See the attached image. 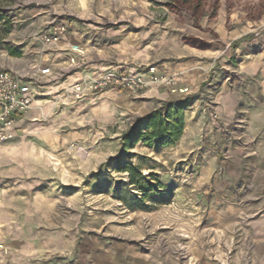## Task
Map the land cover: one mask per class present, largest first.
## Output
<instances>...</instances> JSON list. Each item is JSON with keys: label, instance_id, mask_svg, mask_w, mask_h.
Segmentation results:
<instances>
[{"label": "rangeland", "instance_id": "obj_1", "mask_svg": "<svg viewBox=\"0 0 264 264\" xmlns=\"http://www.w3.org/2000/svg\"><path fill=\"white\" fill-rule=\"evenodd\" d=\"M263 64L264 0H0V68L43 110L0 145V264H264ZM112 69L176 85L89 87ZM166 103L179 137L125 148Z\"/></svg>", "mask_w": 264, "mask_h": 264}, {"label": "built area", "instance_id": "obj_2", "mask_svg": "<svg viewBox=\"0 0 264 264\" xmlns=\"http://www.w3.org/2000/svg\"><path fill=\"white\" fill-rule=\"evenodd\" d=\"M63 29H56L52 33H44V44H54L59 40ZM49 67L39 68L38 74H49ZM165 85L174 88L176 78L173 75L162 74L154 69L146 72L112 69L103 72L97 78L91 79L89 87L93 90L103 91L114 89L135 92L141 88L152 85ZM75 96L82 95L85 85L75 83L72 86ZM35 93L30 83L21 75L0 68V145L12 137L11 127L17 116L29 110L34 103ZM73 147V145H72Z\"/></svg>", "mask_w": 264, "mask_h": 264}, {"label": "trees", "instance_id": "obj_3", "mask_svg": "<svg viewBox=\"0 0 264 264\" xmlns=\"http://www.w3.org/2000/svg\"><path fill=\"white\" fill-rule=\"evenodd\" d=\"M170 103H166V113L161 110H153L150 113L138 118L132 128L124 132L121 136L125 148L131 147L137 140L150 147H156L166 143H172L176 140L182 131L181 119L174 116L173 108H169ZM178 112V111H175ZM144 127V131L143 130ZM125 170L128 172L129 183L138 187L144 192V197L154 186L150 180L152 178L143 174L139 169L127 165Z\"/></svg>", "mask_w": 264, "mask_h": 264}, {"label": "crops", "instance_id": "obj_4", "mask_svg": "<svg viewBox=\"0 0 264 264\" xmlns=\"http://www.w3.org/2000/svg\"><path fill=\"white\" fill-rule=\"evenodd\" d=\"M262 66L264 67V64ZM261 85H262V93L264 94V68L262 69ZM35 96H36V94H35ZM39 104H41V100H37L35 97L33 106L29 110H27L25 113L17 116L15 123L11 127V131L15 132V128L17 126L22 127V128H26L27 126H29V124L31 123V122H29V120L38 117L40 115V113H42V111H43L41 108L38 107ZM109 108H110V106H109ZM2 151H3V149L0 148V160L2 159L1 158Z\"/></svg>", "mask_w": 264, "mask_h": 264}]
</instances>
